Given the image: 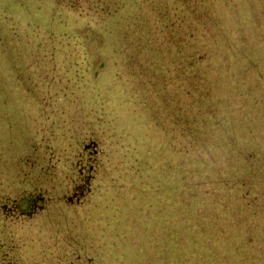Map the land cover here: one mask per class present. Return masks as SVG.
Here are the masks:
<instances>
[{"label": "trees", "instance_id": "16d2710c", "mask_svg": "<svg viewBox=\"0 0 264 264\" xmlns=\"http://www.w3.org/2000/svg\"><path fill=\"white\" fill-rule=\"evenodd\" d=\"M13 1L19 4L13 6L12 19L4 13L7 19H2L15 21L14 16H19L26 18L28 25H35L16 29L17 25L9 28L0 22V61L8 63L0 65L9 75H17L27 68L42 70L38 59H50L48 71L61 78L56 81L50 75L54 83L49 81L48 86L56 84L55 95L73 103L55 110L37 102L35 116L30 109L21 132L23 137L27 130L25 140L10 144L17 148L12 152L0 145V264H105L99 246L88 242L82 233L72 232V226L66 225L60 239L59 223L70 224L72 218L63 213L65 210L52 215L49 206L59 197L68 202L67 210H74L72 217L76 215L75 205H82L85 195L96 190L93 183L100 174L96 159L99 147L101 153L106 148L115 153L126 151L120 164L128 163L127 157L133 158L126 164L129 174L150 167L152 159L145 155L165 150V146L159 141L161 147L153 150L150 141H141V123L156 124L155 136L172 135L175 151L185 152L178 162L185 166L178 173L182 185L175 190L182 200L176 204H183L174 206L170 197H163L164 191L153 193L146 185L138 195L141 200L158 202L156 210L152 209L158 213V222L166 227L173 223L174 229L181 231L174 243L182 257L174 255L168 264H192L190 254L182 251L191 243L190 238L196 243L195 253L198 249H219V257L228 256L240 239L236 217L243 219L245 230L253 235L255 221L262 214L250 212L249 198L255 202L256 194L264 193V65L258 63L264 62V52L255 53L257 47L264 50V0H256L242 16L234 4L218 9L213 0H56L44 25L36 21L35 9L29 4ZM83 1L93 10V28L106 41L105 56L94 67L92 78L86 80L91 50L66 20L60 21L61 26L54 25L56 15L84 8ZM227 16L234 32H247L255 39L250 43L242 36H225ZM203 34L222 38L196 40ZM14 54H26L29 59ZM111 59L119 70L109 75ZM252 69L258 77L246 84ZM198 71L214 74V78L205 81ZM237 79L244 82L241 89L254 94L251 101L255 106L250 112L246 109L252 105L243 104L245 93L233 85ZM26 82L22 75L21 92L29 95ZM217 87L225 89L223 95L212 96ZM2 88L11 92L10 87ZM39 91L33 93L39 96ZM236 92L238 98L232 99ZM143 111L148 117L142 118ZM140 146L149 150L139 153ZM174 171L178 172L173 168V175ZM71 175L73 183L63 187L62 182ZM192 189L199 194L192 196ZM55 190L59 191L53 195ZM133 220L128 221L133 227L151 226V220ZM207 228L213 233L206 234ZM34 237L37 241L28 248ZM53 239L55 247L46 244Z\"/></svg>", "mask_w": 264, "mask_h": 264}, {"label": "rangeland", "instance_id": "374dc122", "mask_svg": "<svg viewBox=\"0 0 264 264\" xmlns=\"http://www.w3.org/2000/svg\"><path fill=\"white\" fill-rule=\"evenodd\" d=\"M12 1L13 0H0V22L6 24V26L9 28L17 25L16 29L30 28L35 25H28L27 19L19 16H14L13 20L15 21L11 20V12L14 8L13 6L19 4V1L16 4L15 1ZM22 1L29 4L32 8L35 9L36 13L34 12L35 14L33 16L36 17V21H38V23L41 25H44L46 22L48 23V21L50 20V14L53 12L52 10L56 4V0ZM213 1L215 7H217L218 9L221 7H223V9H226L230 7V5L234 4L238 11V15L240 16L249 12L251 8L256 4V0ZM80 3L84 8L77 7L73 11H63L60 16L56 15L57 21L54 23V25L61 26L62 24L60 23V21L62 22L63 20H66L65 22L67 23V26L72 27L74 29V32L84 40L85 45H87V47L91 50V65L90 70L88 71V75L84 78L86 80L89 79V77L92 78L94 67L98 62H100L102 57L105 56L104 54L106 51V41L102 37V34L98 30L93 28L95 18L93 17V10L88 9L89 2L83 1ZM3 13L9 14L11 19L9 18L10 20H3ZM4 18L7 19L6 16ZM225 20L228 22L227 25H229L227 32H223L225 36L232 37L233 39H238L242 36V40L244 42L250 43L255 39L254 36H251L247 32H234V27L231 25V23H233L231 18L227 16L225 17ZM247 27L251 29L253 28V26L249 24V22L247 24ZM209 38L221 39L222 35L210 36L203 34L202 39L197 38L196 40H198L199 42H205V40ZM257 49L258 50L255 53H259V55L264 52V50L259 47H257ZM14 55L19 56L20 58H25L26 61L29 59L26 54ZM38 60L40 61L41 65L44 66L42 70L31 68V71H29V68H27L26 70L24 69L19 72V74L17 75H9L6 68L4 67L3 69V66L0 65V82L3 83H0V113L2 111V115H0V145H4V151L6 149L10 152L15 151L17 148H13L12 146L11 148L9 145L15 143L14 141L22 142V140H25L23 138H25V136L27 135V130L26 134L23 137H21V132L24 130L25 123L28 121L27 116L30 115V109L32 116H35V108L37 102L42 101L48 108L52 107L55 110L60 109L68 103H73L69 102L65 98H61L57 94L55 95L56 91H54V87H56V84L48 86L49 81L51 82V84L54 83V81L50 79V75H53L56 81L61 78L55 72L51 73L50 71H48L49 66L52 67V65H50L52 63L50 59L45 58L44 60ZM118 60L119 59L117 58L115 61ZM257 61L258 58L257 60H255V62H252L251 66L255 65ZM46 62L47 65L45 66ZM0 63L2 65L8 64L6 61H0ZM258 63L259 66L262 67L264 65L263 59L259 60ZM118 68L117 66H115V64L113 65V60L111 59L109 70L111 72H109L108 74H114L115 71L119 70ZM198 73L200 76L202 75V77L205 78V81L214 78V74H205L202 71H198ZM22 75L27 80V82L25 83V89L31 90V94L29 95L25 94V92H21L20 86L22 88V83L20 85V80ZM29 75H31V82L28 80ZM263 75L264 74H262V76ZM15 76L18 78L16 79ZM257 77L258 76L255 72V69H252L249 72V76L244 82L247 84L252 79H255ZM65 81H67V78L65 79ZM73 82L74 80L71 81V83ZM85 82L87 81L83 80V83ZM244 82L237 79V83L233 85L240 88L238 91H240L241 93H245L243 104L252 105L251 99L254 94L241 89V86H244ZM3 85H5L6 87H10L11 92L6 90L5 88H2ZM67 85L71 86L70 83ZM36 89H40V91ZM182 90L183 89L180 88L179 91L181 92ZM223 90L225 89L217 87L215 91H212V96L223 95ZM36 91H39V96L33 93ZM69 91L70 90H67L68 93H70ZM180 92L179 95L185 96ZM9 94H11V96ZM23 94H25L26 98L23 97ZM238 94L239 92H236L235 94L233 93L232 99H234L236 96L238 98ZM254 106L255 105H252L246 110L250 112V109ZM21 113L23 116L21 115ZM146 114L147 113L143 111L142 118L148 117ZM140 127H142L139 132L141 133V141H150V143L152 144V149L155 147H161L158 145L159 141H161L165 146V150L157 151L153 149L154 151L151 154L145 155V158H147L148 160L152 159L150 167L136 174H129L130 170L126 164L130 165V161H132L133 158L127 157L126 160H128V163L120 164V162L122 161V157H124L126 151H118L117 153H115L109 148H106L101 153V147H99L96 150V159L99 164L98 170L100 171V174L98 175L99 178L97 177L93 183V187L94 189L96 188V190H91L88 195H85V198L80 201L83 203L82 205H75V208H78L76 210V213H74L76 215H73L72 217L71 212H73L74 210H67L69 208V206L67 205L68 202L66 203L65 200L60 199L59 197L55 198L56 200H59L58 202H52L49 206V210L51 211L52 215H59L61 214V211L65 210L63 213H67V216H70L72 218H69L71 219L69 221L70 224L67 223V221L63 222V220H61V222L59 223L58 232L60 233V239L63 240L61 236L62 233L65 232V229H67L66 225L68 224L69 226H72V232H74L75 234L82 233V235L88 242L91 241L93 244L96 243L99 246L100 251L103 253L102 259L104 260L105 264H168L169 259L173 260L174 255L175 257H182V255L177 253V251H180L178 249V245L174 243L177 242V239L175 237L180 236L181 231L179 229H174L173 223L166 227L163 226L162 222H158V213L152 212L153 208V210H156L158 202H155L154 199H150L149 201L141 200L138 195L139 190L144 187L142 185H146L148 189L153 190V193L160 190L162 192L164 191L165 194H163V197H170L169 202L174 203V206L183 204V202H179L178 204H176L177 200H182L177 197V191L175 192V190H177V187L180 189L182 185V183L178 181L180 180L178 173L181 169H184L185 166L183 164H179L178 162L183 159V154L185 152H178L177 150L175 151L174 143L170 141V137H172V135L160 133L158 135L159 137L155 136L153 128L157 127L156 124L141 123ZM260 127L263 128L262 123H260ZM154 140L157 141V143L154 144ZM246 143H248V141H246ZM257 143L258 142L255 141V144ZM148 150L149 149L146 148V146H140L138 148V152L142 154H144L145 151ZM113 162L115 164H113ZM173 168L178 171H174V175ZM72 178H74L73 175L66 177L65 179L67 180L62 182L63 187H66L73 183V181H71ZM58 191L59 190L53 191V195ZM191 194L195 197L199 194V192L192 189ZM256 195L258 196V201L257 199H255L254 202V200L252 199L253 197L249 198V203H251L252 205V209L250 212L261 213L262 217L255 221L253 235L250 236L248 234V231L245 230L246 225L244 222H242L243 219L240 217H236L235 220L237 222V225L241 229V231L238 232V236H240V239L233 243V245L235 246L231 248L228 256L223 255L222 257H219V249H217L218 251H214L212 249L213 252H211V249H198L196 250V252L198 251V253H195L194 251L196 249V243H194V239L192 240V238H190L189 241L191 243L185 244L182 251L190 254L192 264H264V193L260 191ZM255 203L258 204L256 205ZM128 207L132 210L130 211ZM107 208L110 210H107ZM89 209H91V211H89ZM135 211L138 213L141 212L142 214L133 216L131 213ZM114 215L116 216V218ZM151 215L155 216L152 218L153 220H155V224L150 217ZM38 217L39 216H36L35 219H37ZM133 218H136L135 221L137 222L151 220V226L145 229H142L140 227H133L132 225H129L128 222L130 221V223H132L134 221ZM166 223H168V221H166ZM79 226L81 227V230H79ZM115 226H118L119 228L116 229ZM189 232L190 231L186 230V233ZM212 233V229H206V234ZM153 236L156 237L151 238ZM254 236H256V238H254ZM112 237L115 238L112 239ZM36 241L37 238L34 237L33 240L28 243V248H31ZM54 243L55 239L51 240V243L46 241V244H51L52 247H55V245H53ZM40 247H42V245H40Z\"/></svg>", "mask_w": 264, "mask_h": 264}]
</instances>
